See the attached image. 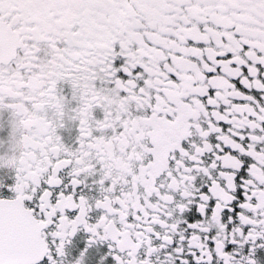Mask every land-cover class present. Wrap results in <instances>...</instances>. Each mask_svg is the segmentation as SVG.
<instances>
[{
    "label": "snow or ice",
    "instance_id": "snow-or-ice-1",
    "mask_svg": "<svg viewBox=\"0 0 264 264\" xmlns=\"http://www.w3.org/2000/svg\"><path fill=\"white\" fill-rule=\"evenodd\" d=\"M0 264H264V0H0Z\"/></svg>",
    "mask_w": 264,
    "mask_h": 264
}]
</instances>
